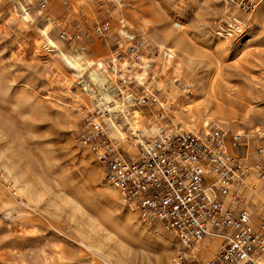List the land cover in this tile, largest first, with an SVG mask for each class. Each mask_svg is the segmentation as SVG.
<instances>
[{
  "label": "rangeland",
  "instance_id": "374dc122",
  "mask_svg": "<svg viewBox=\"0 0 264 264\" xmlns=\"http://www.w3.org/2000/svg\"><path fill=\"white\" fill-rule=\"evenodd\" d=\"M224 1L117 0L109 14L172 49V74L191 93L174 95L185 131H243L253 152V133L264 132V0L249 13ZM10 4L0 0V264H167L174 235L141 223L75 141L83 101L65 59L76 58L44 56ZM66 13L51 0L53 18L76 20ZM205 246L201 257L213 258L218 245Z\"/></svg>",
  "mask_w": 264,
  "mask_h": 264
},
{
  "label": "built area",
  "instance_id": "2783aa9c",
  "mask_svg": "<svg viewBox=\"0 0 264 264\" xmlns=\"http://www.w3.org/2000/svg\"><path fill=\"white\" fill-rule=\"evenodd\" d=\"M7 1L32 25L44 56L76 58L69 75L83 103L75 141L141 223L174 235L179 247L167 264H264V132L253 133L251 152L243 131L211 124L185 131L174 95L191 93L172 74V49L152 45L143 27L125 19L114 25L109 7L117 0H60L76 19L64 23L49 14L51 0ZM260 1L224 3L249 13ZM213 241L217 252L203 259Z\"/></svg>",
  "mask_w": 264,
  "mask_h": 264
},
{
  "label": "bare ground",
  "instance_id": "6f19581e",
  "mask_svg": "<svg viewBox=\"0 0 264 264\" xmlns=\"http://www.w3.org/2000/svg\"><path fill=\"white\" fill-rule=\"evenodd\" d=\"M257 7V6H256ZM235 30H239L240 29V27H238L237 26V28L236 27H233ZM230 31H227V33H229ZM231 33V32H230ZM230 35V34H229ZM65 57V56H64ZM72 59V58H71ZM66 60V62H68V64L69 65H71L73 68H75V69H77L78 68V64L77 63H75V62H72L71 63V61L70 60H68L67 58L65 59ZM264 195V194H263ZM213 242H215V241H213Z\"/></svg>",
  "mask_w": 264,
  "mask_h": 264
}]
</instances>
